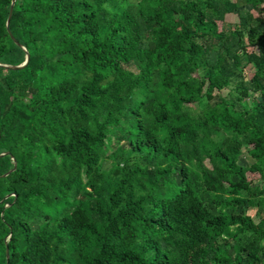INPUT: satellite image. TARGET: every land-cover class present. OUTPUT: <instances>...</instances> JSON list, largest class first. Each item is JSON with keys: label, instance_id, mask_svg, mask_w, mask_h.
<instances>
[{"label": "trees", "instance_id": "16d2710c", "mask_svg": "<svg viewBox=\"0 0 264 264\" xmlns=\"http://www.w3.org/2000/svg\"><path fill=\"white\" fill-rule=\"evenodd\" d=\"M263 5L0 0V264H264Z\"/></svg>", "mask_w": 264, "mask_h": 264}, {"label": "rangeland", "instance_id": "374dc122", "mask_svg": "<svg viewBox=\"0 0 264 264\" xmlns=\"http://www.w3.org/2000/svg\"><path fill=\"white\" fill-rule=\"evenodd\" d=\"M137 1H138V0H128V2H129L130 4H135ZM262 12H263V10H262ZM263 13H264V12H263ZM235 17H236L235 15H230L229 17H227V20H226L225 23H220V24H219V29L227 33V32L229 31V28L231 29L230 25H232L233 22L236 20ZM125 68L131 69V70H134V68L131 67V66H129V65H125ZM248 102H249V100H248ZM248 163H249V159H248V157H247L245 154L242 155L241 159L239 160V164H240L242 167H244V166H246ZM257 178H258L257 176H253V175H249V176H248V179H249L250 181H252V182H256V181H257ZM255 212H256V211L251 210V211L248 212V215H249L250 217H255ZM255 221L257 222L258 220L255 219Z\"/></svg>", "mask_w": 264, "mask_h": 264}, {"label": "water", "instance_id": "95a60500", "mask_svg": "<svg viewBox=\"0 0 264 264\" xmlns=\"http://www.w3.org/2000/svg\"><path fill=\"white\" fill-rule=\"evenodd\" d=\"M13 6H14V2H13ZM13 6H12V8H13ZM10 21H11V14H10V17H9V19H8V23H7L8 25L10 24ZM29 60H30V58H29V56H28L26 62H25L22 66H17V67H14V68H15V69H20V68L25 67V66L29 63ZM6 254H7V249H6Z\"/></svg>", "mask_w": 264, "mask_h": 264}, {"label": "crops", "instance_id": "0c3cea01", "mask_svg": "<svg viewBox=\"0 0 264 264\" xmlns=\"http://www.w3.org/2000/svg\"><path fill=\"white\" fill-rule=\"evenodd\" d=\"M262 10H263V12H264V5H263V7H262ZM264 15V14H263Z\"/></svg>", "mask_w": 264, "mask_h": 264}]
</instances>
